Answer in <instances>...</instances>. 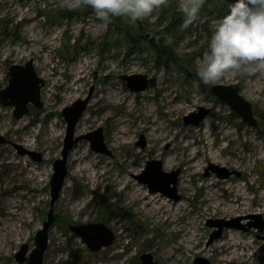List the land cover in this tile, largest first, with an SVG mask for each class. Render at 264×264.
Returning <instances> with one entry per match:
<instances>
[{"label": "rangeland", "instance_id": "374dc122", "mask_svg": "<svg viewBox=\"0 0 264 264\" xmlns=\"http://www.w3.org/2000/svg\"><path fill=\"white\" fill-rule=\"evenodd\" d=\"M183 2L169 0L167 7L154 13L155 19L152 21L114 17L111 23L105 25L94 17L87 5L81 4L79 9L71 10V0H0V90L9 85L10 67L14 64L23 65L30 59L34 60L37 75L45 81L41 89L43 107L37 108L30 103L29 113L20 119L14 116L15 106H6L0 102V135L7 139L6 143H0V157L16 154L29 164L43 167L47 171L42 198L31 208L38 228L30 226L23 240L8 242L7 248L0 252V264H26L16 260V253L23 244L28 245V254L34 249L36 233L42 229L50 209L53 165L61 158L64 146L67 122L62 111L77 100L86 98H89V102L76 125L75 136H84L102 128L107 152L95 151L90 140L85 138L80 139L70 151L67 175L60 197L54 205V222L49 230L44 264H142L141 255L145 252L151 253L159 264H170L167 257L179 254L177 246L181 245L182 232L175 233L172 223H163L160 214L146 212L142 202L133 199L132 193L138 187L150 196H163L178 204L184 202L180 194V183L184 179L190 181L188 186L191 192L184 203L188 211L199 210L202 216L198 242L203 246L221 238L229 227H225L218 238L214 236L219 229V222L225 220L233 225L231 228L246 233L248 239L260 243L256 246L257 255L252 263L237 264H264V215L260 213L264 210V74L249 75L241 71L228 74L214 84H203L197 75L199 62L207 51V43L216 21L228 11L230 3L227 0H216L211 4L206 0L198 20L183 29L181 25L184 17L180 11ZM59 9H64L63 15L57 11ZM85 63L86 76L78 78L80 67ZM125 75L146 76L153 83L144 90L135 91L128 86ZM232 84H237L240 94L252 104L258 120L257 126L244 121L228 103L211 91L212 85ZM104 87L108 88L109 93L115 87H123L126 92L123 104L108 107L112 115L110 118H106L99 110L101 103L96 102L94 97ZM168 88L173 90L172 94L167 93ZM105 92L102 91V94ZM71 94L74 95L71 97ZM172 95L177 96L174 103L182 104L183 108L162 117L157 108L163 104L166 110L169 106L167 101ZM147 103L153 104L154 115L159 117L161 124L170 125L174 138L178 135L186 141L184 137L193 136L190 140L197 142L193 147H180L174 159L172 155L169 156L172 158L170 166L164 165L166 158H169L166 156L169 146L165 143L156 144L155 150L151 151L145 135L140 132V125L133 127L138 120L133 124L130 116H126L133 128L130 146H112L111 134L119 116L125 115L124 107ZM200 107L209 109L208 115L198 125L191 123L197 116L186 123V117H191V113L200 114ZM208 120L213 121L212 131L218 135L207 136L211 128ZM59 121L62 134L47 147L50 133L59 127ZM19 124H22L21 128L15 130ZM222 132L228 138L216 146L215 139L218 141ZM206 136L208 148L199 144V139ZM81 144L91 156L108 159L113 165L112 170L101 177L105 170L92 167L90 172L95 175L93 179L85 175L84 171L77 176L71 175L72 151ZM18 146L39 152L41 160H34L28 153H20ZM196 146L202 150L199 154L200 164L192 162L194 168L189 175H185L184 159L190 153L195 154ZM143 148L145 152L142 156L138 153ZM205 149H213L219 159L212 160L206 155ZM135 159L139 161L138 165L133 167L131 173L125 174L126 165ZM121 160L124 161L123 165H119L118 161ZM153 160L161 162V169L166 173L180 170L176 186H167L171 177L159 173L157 166L151 165L148 169L149 162ZM5 171V165L0 164L2 211L9 207L5 202L10 199V195L7 196L5 192L13 189V183L6 181L8 174ZM146 171V176L155 185H160L178 198L161 190L151 192L149 185L137 178ZM219 173L224 176H219ZM123 177L127 183L123 182ZM208 178L214 181L229 180L227 184L231 185V190L241 187L244 192L247 191L250 199L256 197L254 201L259 206L252 207L253 211L249 214L246 210L237 215L204 214L206 201L202 202L203 195L210 194V191L199 185ZM214 192L220 201L229 202L230 190L228 192L223 186L217 185ZM25 199L19 198L18 202L24 203ZM3 202L5 206H2ZM75 203L82 208L79 216L71 213ZM179 217L170 218L180 223ZM187 217L184 215L181 220ZM99 222L105 223L116 235L113 244L99 251L91 250L84 239L70 229L71 225ZM261 222L262 226H255V223ZM182 255L186 256L181 264H219L203 255L189 253L188 249Z\"/></svg>", "mask_w": 264, "mask_h": 264}, {"label": "bare ground", "instance_id": "6f19581e", "mask_svg": "<svg viewBox=\"0 0 264 264\" xmlns=\"http://www.w3.org/2000/svg\"><path fill=\"white\" fill-rule=\"evenodd\" d=\"M85 70L86 63L80 67L78 78L81 77L82 79L86 76ZM45 75L46 73L43 74V76ZM56 83H58L57 80ZM105 88L106 87H104V90L100 89L98 94H96L94 97L96 102L101 103L99 110H101L106 118H110L112 115H110L108 107L113 105L120 106L123 104V99L126 96V92L124 91L123 87H115L113 92L110 93L108 92V88ZM74 90L76 91L77 88ZM102 91H106L105 94H102ZM167 91V93L171 92V94L173 92V90L169 88ZM73 95L74 94H71L69 96L72 97ZM171 97L169 96V100L167 101L169 106L166 110L163 108V104L159 105L157 108L158 114L163 115L162 117H165L166 113L172 115V111L174 112L179 108H183L182 104L179 103L177 105L174 103L177 100V96L174 97L172 95ZM153 107L154 106L151 103L140 106H135L133 104L126 105L123 110L125 115L121 117L119 116L117 122L115 123L116 128L111 134L112 146L128 147L132 142L131 134L133 133V128L130 127V121L126 119V116H130L132 118L133 124L136 119L138 120V122L135 123L133 127L137 128L138 124L140 125V132L145 135L147 141L150 144L149 146L151 151L155 150L156 144L165 143L167 146H169L166 156L169 157L172 155L174 159L176 152H178L180 147L182 149H186L197 145V142L190 140V138L193 136L189 138L184 137L186 141L182 140L180 138L181 136L178 135H176L174 138V136H172L173 132H171L172 129L170 125L164 126L161 124L159 117L154 115ZM208 123L211 125V128H209V131L206 133L207 136L211 137L212 135H218L212 131V126L214 124L213 121L208 120ZM21 126L22 124L16 126L15 130H19ZM80 127L82 126L80 125ZM60 130L61 128L59 121V127L55 128L50 133V136L47 140V147H50L54 143V140H57V138L61 136L62 132ZM229 133L230 132H228V134ZM207 136L203 139H199V144H204V148H208ZM218 137V141L215 139L216 146L220 145L219 142L228 138L224 132L220 133ZM72 152L73 156L70 159V165L71 175L73 176H77L79 173L85 172V175L93 179L95 175L90 172L92 167L105 170L102 172L101 177L105 173L112 170L113 165L110 161H108V159L102 160L100 157L91 156L88 150L85 151V146L82 144L77 148L75 147ZM144 152L145 149L143 148L138 154L143 156ZM194 152V155L193 153H190L186 159H184L185 165L183 173H185V175H189L191 169L194 168L192 162H195V165L200 164L199 154L202 152V150L196 146ZM205 152L206 155H208L212 160L219 159V155H217L213 149H205ZM171 159L172 158L170 157L166 158L164 165L170 166ZM118 162L119 165L124 164V161L122 160ZM138 162L139 161L135 159L133 162H131V164L126 165L127 169L124 173H131L133 167L138 165ZM0 164L5 165L6 171L4 173L8 174L5 177L7 183H13V189L5 192L7 196L10 195V199L5 202L9 207L5 211L0 209V252H2L7 248L8 242L13 240H23L27 234L28 227L33 226L34 229L38 228L39 225L34 223V219L31 214V208L34 206V204H38L42 198V191L46 185L47 171L43 167L29 164L25 161V159H21L16 154L0 157ZM96 175H98V173H96ZM122 179L123 182L127 183V179L125 177ZM228 181H226V179L223 181H214L212 178L201 181L199 187L206 189V191H210V194L206 193L209 196L203 195L202 202L206 201V206L203 210L204 214L219 215L231 213L237 215L238 213H243L244 210L248 211L247 214H249L253 211L252 207L259 206L254 201L256 197H252V199H250L249 195L246 193L247 191L244 192L241 187L236 190H231V185L227 184ZM189 182L190 181L184 179L180 183V194L184 202L191 194L190 186H188ZM217 185L223 186V188L227 189L228 192L230 190L229 193L231 194L228 196V203H223L218 197H216L214 189ZM22 197L26 199L24 200V203H19L18 200ZM132 197L134 200H140L142 202L143 209H145L146 212H155L156 214H160V218L164 220L163 223L170 221L175 233L182 232L181 245L177 246V252L179 254L167 257V260L170 259V264H181L182 260H184L186 256L182 254L183 252L185 253L187 249L189 253L203 255L208 259L215 260L219 264H237L239 262L252 263L255 259V256L257 255L256 246H259L260 243L248 239L246 233L231 227L224 231L221 238L202 246L200 242H198V236L201 227V212L199 210L197 212L188 211V207L184 202L177 204L171 199H166L163 196H150L144 193L142 189L138 187H135L133 190ZM5 203L3 202L2 206H5ZM71 211L74 216H79L82 213V208L79 207L78 203H75L71 207ZM260 213L264 215V210H262ZM177 215H180L178 220L180 223H177V220L175 221L174 219L170 218L171 216L175 217ZM184 215H187L188 217L185 218V220H181ZM192 228H194V231L191 232ZM164 249L163 251H165Z\"/></svg>", "mask_w": 264, "mask_h": 264}, {"label": "water", "instance_id": "95a60500", "mask_svg": "<svg viewBox=\"0 0 264 264\" xmlns=\"http://www.w3.org/2000/svg\"><path fill=\"white\" fill-rule=\"evenodd\" d=\"M216 0H209L210 3H214ZM229 3L232 0H227ZM10 79L9 85L0 90V102L6 106H15L14 116L18 119L22 118L24 115L29 113L28 105L33 103L37 108H42L43 103L41 101V89L45 85V81L40 78L34 69V60L30 59L25 64H14L10 67ZM124 78L128 81V86L135 91H141L146 89L149 85L153 83V80L146 78L142 75H125ZM212 92L224 100L229 106L237 112L244 121L252 126H257L258 120L254 114L252 104L246 100L239 91L237 84L232 85H213L211 87ZM89 98L84 100H77L71 106L65 107L62 111L67 122L66 136L64 140V146L61 153V158L54 162V174L51 180V202L50 209L47 215V219L43 223L42 229H40L35 236V247L28 254V245L23 244L21 249L16 253V260L20 263L26 262V264H44V255L48 248L49 240V230L54 222V205L60 197L61 190L67 175V161L68 156L74 145L82 138L88 139L91 142V147L98 152H107L106 145L104 144L103 130L98 128L97 130L90 132L84 136H75L76 125L79 122L81 116L83 115ZM200 114L191 113V117H186V123H190L193 116V122L196 125L204 119L208 113L209 109L200 107ZM7 139L0 135V143H6ZM20 153H28L34 160L40 161L41 154L39 152H32L18 146ZM151 165L157 166L156 169L159 173L164 176L171 177L167 182V186L170 184L176 185L178 181L179 170H174L171 173H166L162 171V164L153 160L149 162L148 169ZM217 168V167H215ZM219 171V168H217ZM148 171V170H147ZM138 175L137 178L142 183L149 185L151 192H156L161 190L165 193L168 192L165 188L159 187L153 183L152 179L148 178L146 175ZM230 174L226 173L225 176ZM219 176H224L219 173ZM171 197L178 198L176 195L169 194ZM221 222V223H220ZM218 231L215 234V238L219 237L222 230L225 227L233 226L228 221H220ZM255 226H262V222ZM70 229L78 236H81L87 243L88 247L93 251H99L103 247L113 244L116 240L114 232L104 223H91L83 225H72ZM142 264H159L154 260L151 253L145 252L141 255Z\"/></svg>", "mask_w": 264, "mask_h": 264}, {"label": "clouds", "instance_id": "9594fccd", "mask_svg": "<svg viewBox=\"0 0 264 264\" xmlns=\"http://www.w3.org/2000/svg\"><path fill=\"white\" fill-rule=\"evenodd\" d=\"M206 0H184L181 28L187 29L200 17ZM169 0H71V10L87 5L94 17L107 25L114 17L144 22L167 7ZM264 74V0H232L228 11L216 23L199 62L197 75L205 85L214 84L228 74Z\"/></svg>", "mask_w": 264, "mask_h": 264}, {"label": "trees", "instance_id": "16d2710c", "mask_svg": "<svg viewBox=\"0 0 264 264\" xmlns=\"http://www.w3.org/2000/svg\"><path fill=\"white\" fill-rule=\"evenodd\" d=\"M215 2H216V1H215ZM215 2H214V3H215ZM214 3H211V4H214ZM57 11H59V12H60V14H62V15H63V13H62V12L64 11V9H59V10H57ZM66 11H68V9H67Z\"/></svg>", "mask_w": 264, "mask_h": 264}, {"label": "flooded vegetation", "instance_id": "af4514ba", "mask_svg": "<svg viewBox=\"0 0 264 264\" xmlns=\"http://www.w3.org/2000/svg\"><path fill=\"white\" fill-rule=\"evenodd\" d=\"M212 86H213V85H212ZM212 86H211V87H212ZM211 91H212V90H211ZM142 139H143V137H142ZM143 142H144V141H143ZM160 163H161V162H160ZM179 173H180V170H179ZM177 182H178V181H177ZM172 184H173V183H172ZM176 184H177V183H176ZM175 186H176V185H175ZM174 189H175V188H174ZM156 192H157V191H156ZM99 223H102V222H99ZM104 224H105V223H104ZM71 226H72V225H71ZM71 226H70V227H71ZM115 236H116V235H115Z\"/></svg>", "mask_w": 264, "mask_h": 264}]
</instances>
